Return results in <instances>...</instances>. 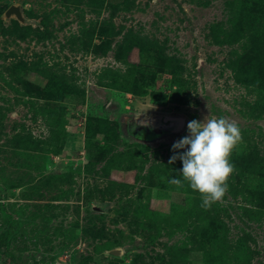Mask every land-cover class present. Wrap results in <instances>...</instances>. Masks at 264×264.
<instances>
[{
    "label": "rangeland",
    "instance_id": "rangeland-1",
    "mask_svg": "<svg viewBox=\"0 0 264 264\" xmlns=\"http://www.w3.org/2000/svg\"><path fill=\"white\" fill-rule=\"evenodd\" d=\"M209 115L242 142L204 208L173 144ZM4 231L0 264H264V0H0Z\"/></svg>",
    "mask_w": 264,
    "mask_h": 264
},
{
    "label": "clouds",
    "instance_id": "clouds-1",
    "mask_svg": "<svg viewBox=\"0 0 264 264\" xmlns=\"http://www.w3.org/2000/svg\"><path fill=\"white\" fill-rule=\"evenodd\" d=\"M189 135L173 144V149H183L179 155L183 181L198 192L201 207L208 208L222 200L227 191V181L234 171L231 155L242 142L240 127L225 116H207L203 121L192 120L187 125ZM177 159L170 158V163ZM170 183L182 186V180L171 177Z\"/></svg>",
    "mask_w": 264,
    "mask_h": 264
},
{
    "label": "water",
    "instance_id": "water-1",
    "mask_svg": "<svg viewBox=\"0 0 264 264\" xmlns=\"http://www.w3.org/2000/svg\"><path fill=\"white\" fill-rule=\"evenodd\" d=\"M13 17L16 18L22 24L28 25V24L33 23V21L27 19L24 16L23 10H22L20 5L10 6L4 14V18L6 20H10ZM161 118H163L165 122L175 123V130L174 131L178 130V128H181L182 123L185 122V118L182 116H177V117H174V116H165V117L154 116V117H147V118L142 117V118H136L134 121L137 125L148 126V125L156 123V121H160ZM96 209L99 210L98 208H96ZM124 252H125L124 249L118 248V249H113V250L109 251V254L111 256L120 257L121 255H123Z\"/></svg>",
    "mask_w": 264,
    "mask_h": 264
},
{
    "label": "trees",
    "instance_id": "trees-1",
    "mask_svg": "<svg viewBox=\"0 0 264 264\" xmlns=\"http://www.w3.org/2000/svg\"><path fill=\"white\" fill-rule=\"evenodd\" d=\"M3 208V215L6 217L7 221L10 223L13 221V216L8 214L4 205L2 206ZM7 236V231H4L3 233L0 234V248L3 247V242L2 240Z\"/></svg>",
    "mask_w": 264,
    "mask_h": 264
}]
</instances>
